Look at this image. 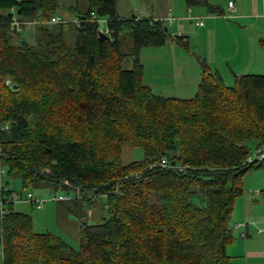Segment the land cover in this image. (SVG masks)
<instances>
[{"label": "trees", "instance_id": "1", "mask_svg": "<svg viewBox=\"0 0 264 264\" xmlns=\"http://www.w3.org/2000/svg\"><path fill=\"white\" fill-rule=\"evenodd\" d=\"M79 1L70 47L57 0H0L3 263L234 264L227 246L235 203L245 174L264 164L247 160L248 140L257 151L264 145V73L236 74L226 84L202 61L191 97L159 94L143 80L140 50L168 40L166 15L122 18L116 0H81L82 11ZM184 1L215 9L207 0ZM10 9L18 19L41 20L30 39L10 29ZM173 39L187 47L184 35ZM124 142L142 157L123 162ZM3 167L30 188L24 200L32 206L44 202L27 200L31 189L73 190V209L99 195L107 215L80 225L77 248L35 232L31 216L13 208ZM257 193L264 201V189Z\"/></svg>", "mask_w": 264, "mask_h": 264}, {"label": "crops", "instance_id": "2", "mask_svg": "<svg viewBox=\"0 0 264 264\" xmlns=\"http://www.w3.org/2000/svg\"><path fill=\"white\" fill-rule=\"evenodd\" d=\"M207 1L215 6L214 10L204 4L187 6L184 0H177L174 14L169 12L173 16L169 23L172 37L160 46H167L171 51V60L168 61H172L174 78L172 74L163 77L173 80L182 76L184 80L176 85L196 89L202 61L211 71H217L225 83H231L236 74L264 73V0ZM229 1H232L234 10L226 16ZM165 13L157 7L152 15L160 18ZM199 20L201 24L197 23ZM174 35H184L187 47L174 40ZM152 52L159 54L160 50ZM186 91L190 93L187 88ZM175 95L189 97L192 94ZM255 195H242L235 203L234 220L232 214L235 232L229 244L235 251L229 254L235 257L234 264H264V201L258 198L257 192ZM239 218L243 220L242 225L237 222Z\"/></svg>", "mask_w": 264, "mask_h": 264}, {"label": "rangeland", "instance_id": "3", "mask_svg": "<svg viewBox=\"0 0 264 264\" xmlns=\"http://www.w3.org/2000/svg\"><path fill=\"white\" fill-rule=\"evenodd\" d=\"M179 1L182 2V0H178V2ZM74 3L75 0H57L56 7V13L61 16L63 20H65L62 24L63 38L65 43L70 47H72L75 43L73 21L74 19H76L77 13L71 10V7H73ZM175 3H177V0H116V11L122 18H130L133 15L141 17L153 14L154 10L159 7L160 10L166 12L165 14L167 15L170 13L174 14L175 7H177ZM85 8L86 3L80 0L78 4V10L82 11ZM225 15L229 16L230 13L227 11ZM98 23L99 30H104L105 18H100ZM167 26L169 37L171 38V25L167 23ZM125 32L126 29L121 31L120 35H123ZM19 35L23 38L30 39L29 35L26 33H19ZM158 49L160 50L159 54L152 52ZM168 49L169 48H167V46H147L140 50V58L144 63V82L148 83L152 87V90L154 92H157L162 95L174 96L175 93L193 95L196 90L193 86L183 87L182 85H176L179 84L182 80H184L182 76L176 77L175 79H178L176 81L175 79L172 80L171 78L163 77L167 76L166 74H172L171 77L174 78V73H172L173 70L171 68L172 61H168L171 60V51H169ZM130 65V59L124 60L123 67L126 68ZM149 81L152 82L153 85H151ZM186 88L190 93H187V91L185 93ZM192 95H189V97H191ZM248 145L250 147V155L255 156L257 153L255 140H248ZM141 157L142 152L139 147H134L129 142H124L122 144L123 162H128L134 159H140ZM2 171L3 179L5 181H8L7 188L12 191L11 195L13 197V208L15 210L25 212L31 216L32 228L35 232L49 231L60 237L70 246L77 248L79 246L80 225L85 222L87 224L100 223L102 222L103 217L107 215L106 211L104 210L105 197L99 195L96 196L90 204L82 202L80 207L73 209L72 203L75 200L76 196L75 191L73 190L58 191L59 194L68 195L69 199L54 201L48 200L44 202L42 208H37L34 205L32 206L29 202L24 200L26 192L30 190V188L23 186L21 180L18 177L8 175L5 167H3ZM261 189H264V164L260 167L253 168L252 170L248 171L243 178L244 196H256L255 193ZM31 190L34 195L38 196H47L50 192V190L48 189ZM235 218L236 214H233V220ZM241 218H239V221H237L239 225L243 224V220ZM234 232L235 229H233V233ZM227 253L230 255L235 253V251L232 250V247L230 245L227 246ZM232 257V262L236 263V260L233 261L235 257ZM0 264H4L2 260L1 247Z\"/></svg>", "mask_w": 264, "mask_h": 264}, {"label": "built area", "instance_id": "4", "mask_svg": "<svg viewBox=\"0 0 264 264\" xmlns=\"http://www.w3.org/2000/svg\"><path fill=\"white\" fill-rule=\"evenodd\" d=\"M228 12L230 14H232L234 8L232 5V1L228 2ZM9 13H11V18L9 20V25H10V29L15 32V33H30L34 27L41 23V20H39L38 18H33V19H18L14 14L12 9L9 10ZM164 19H166V21L170 22L173 17L170 14H167ZM50 22H60V18L58 16H52L50 18ZM198 24H201L202 21L199 20L197 21ZM8 83V81H7ZM262 159H264V145L260 148L259 151H257L256 155H249L247 157V160H257V161H261ZM160 163L162 165H165L167 163V161L163 158L161 159ZM68 195L65 194H57V193H50L48 194L46 197H36L34 196L31 192L27 193V200H33V201H37V206H42L43 202H45L46 200H63V199H67ZM258 231H260V229H258Z\"/></svg>", "mask_w": 264, "mask_h": 264}, {"label": "water", "instance_id": "5", "mask_svg": "<svg viewBox=\"0 0 264 264\" xmlns=\"http://www.w3.org/2000/svg\"><path fill=\"white\" fill-rule=\"evenodd\" d=\"M164 30L166 31V30H167V27H164ZM98 35H99L100 38H104V37L106 36V33H105L104 31L99 30V31H98ZM21 43H22V44H25V43H26V39H22V40H21ZM19 117H20V116H19ZM18 122H19L20 124H23V123H25V119H21V120H19ZM5 183L7 184L8 181H6Z\"/></svg>", "mask_w": 264, "mask_h": 264}]
</instances>
